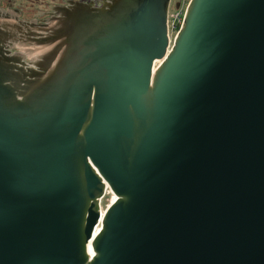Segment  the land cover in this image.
I'll return each mask as SVG.
<instances>
[{
	"label": "water",
	"instance_id": "1",
	"mask_svg": "<svg viewBox=\"0 0 264 264\" xmlns=\"http://www.w3.org/2000/svg\"><path fill=\"white\" fill-rule=\"evenodd\" d=\"M171 1L0 10V264H264V0Z\"/></svg>",
	"mask_w": 264,
	"mask_h": 264
},
{
	"label": "flooded vegetation",
	"instance_id": "2",
	"mask_svg": "<svg viewBox=\"0 0 264 264\" xmlns=\"http://www.w3.org/2000/svg\"><path fill=\"white\" fill-rule=\"evenodd\" d=\"M34 2H32V5L34 4ZM66 2L67 0H47L46 2L44 0H41L38 1V3H36L34 7H25L24 5L18 4L17 0H0V10L8 13L11 16L10 20L20 25L21 29H23V24L27 22L36 24L43 23L51 15V6L62 5ZM20 31L19 35L21 34L23 38L26 36L25 34H28L30 32L28 28H24V34H22ZM21 48L22 47H20L19 44H16L13 51L21 50Z\"/></svg>",
	"mask_w": 264,
	"mask_h": 264
},
{
	"label": "built area",
	"instance_id": "3",
	"mask_svg": "<svg viewBox=\"0 0 264 264\" xmlns=\"http://www.w3.org/2000/svg\"><path fill=\"white\" fill-rule=\"evenodd\" d=\"M188 5H189V3L185 5L184 3L180 2L179 6L176 7L175 11H170V9H169L168 32H169L170 39H171V37L175 38V36L179 32V30L183 24L185 15H186ZM172 40L173 39H171V41Z\"/></svg>",
	"mask_w": 264,
	"mask_h": 264
},
{
	"label": "rangeland",
	"instance_id": "4",
	"mask_svg": "<svg viewBox=\"0 0 264 264\" xmlns=\"http://www.w3.org/2000/svg\"><path fill=\"white\" fill-rule=\"evenodd\" d=\"M35 1V2H34ZM38 1H41V0H17V3L20 4V5H24L25 7L27 6H35L36 3H38ZM45 2L47 0H44ZM179 1L181 3H184L185 5L188 4L190 2V0H172L171 4H170V11H175L176 9V2ZM32 2H34V4L32 5ZM171 39H174L173 37H171ZM22 47V46H20ZM28 47V46H27ZM24 48V46L21 48L20 51H24L25 55H26V59L27 60H33V58H35V54H36V51L33 50V51H29L28 54H26L25 50H22ZM30 48V47H28ZM14 50V48H13ZM112 200V194L110 193V191H107L105 196L102 198V207L103 209L106 207V205Z\"/></svg>",
	"mask_w": 264,
	"mask_h": 264
},
{
	"label": "bare ground",
	"instance_id": "5",
	"mask_svg": "<svg viewBox=\"0 0 264 264\" xmlns=\"http://www.w3.org/2000/svg\"><path fill=\"white\" fill-rule=\"evenodd\" d=\"M19 45H20V44H19ZM20 46H21V45H20ZM24 47H27V46H24ZM27 48H28V47H27ZM42 49H43V46H42V47H39L38 50L36 51V53H37L38 51L42 50ZM160 62H161V61H160ZM160 62H158V63L156 64V66H158V64H159ZM155 68H156V67H155ZM107 191H110V193L112 194V200L110 201V202H112V201L114 200V198H115V193H114L109 187H108ZM110 202H109V203H110ZM109 203L106 205V207L109 205ZM106 207L103 209V207H102V200H101V208H102V212L105 211ZM100 225H101V224H99V226L97 227L96 232H97V230H99Z\"/></svg>",
	"mask_w": 264,
	"mask_h": 264
}]
</instances>
